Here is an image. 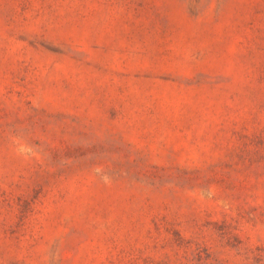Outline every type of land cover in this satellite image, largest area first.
Listing matches in <instances>:
<instances>
[{
	"label": "rangeland",
	"instance_id": "obj_1",
	"mask_svg": "<svg viewBox=\"0 0 264 264\" xmlns=\"http://www.w3.org/2000/svg\"><path fill=\"white\" fill-rule=\"evenodd\" d=\"M0 264H264V0H0Z\"/></svg>",
	"mask_w": 264,
	"mask_h": 264
}]
</instances>
